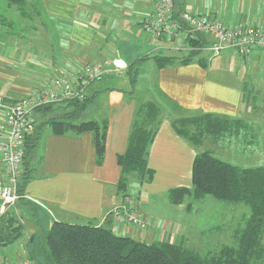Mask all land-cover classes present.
<instances>
[{"label": "crops", "instance_id": "0c3cea01", "mask_svg": "<svg viewBox=\"0 0 264 264\" xmlns=\"http://www.w3.org/2000/svg\"><path fill=\"white\" fill-rule=\"evenodd\" d=\"M8 1L0 0V8L6 7ZM28 3L37 5L41 18L45 17L48 23H41L44 34L39 33L40 37L34 35L36 30L31 27L21 34L14 25L9 29L0 24V121L4 110L48 85L59 73L74 81L84 65L93 66L104 59L121 60L128 65V71L123 75L105 74L88 88V97L93 100L80 122L107 124L102 164L97 163L91 132L57 134L53 127L45 128L29 157L28 169L33 172L23 196L11 207L0 201V219L14 218L23 228L14 244L0 247V264H19L31 257L44 264L43 251L48 247L40 243L55 222L97 224L118 236L149 244L169 242L191 249L197 247L193 242L198 239L197 245L206 246L200 235L207 230L199 225L193 212L197 215L194 207L211 200L189 197L175 204L169 193L193 190L192 167L200 152H208L228 164L230 161L241 169L264 167V58L259 51L253 50L249 56L235 50L209 56L212 54L207 51V56L201 53L193 63L182 64L179 60L190 52L186 41L156 40L142 32L141 24L152 13L154 0ZM174 6L176 19L189 11L208 14L228 28L264 30V0H175ZM14 9L6 10L8 15ZM7 12L0 9L2 14ZM198 38L206 43L205 52L213 40L208 36ZM155 56L176 60L158 68ZM143 62L155 65V90L145 96L140 95L135 70ZM130 64L135 66L130 69ZM134 70L135 76L131 77ZM115 75L130 76V81L114 85L110 79ZM144 103H154L161 111L158 132L147 156L154 176L151 183L140 185L130 179L136 189L127 194L118 184L122 176L118 157L126 153L133 119ZM63 112L57 110L56 114ZM180 112L185 116H180ZM192 115H211L232 122L216 141L219 147L224 144L221 147L225 157L204 149L206 144L196 148L175 131V120ZM1 179L6 183L0 165ZM143 195L167 198L162 203L165 210L153 209V203L141 201ZM125 206L141 211L149 222L146 230L133 227L126 215H115ZM26 222L32 227L28 233Z\"/></svg>", "mask_w": 264, "mask_h": 264}, {"label": "trees", "instance_id": "16d2710c", "mask_svg": "<svg viewBox=\"0 0 264 264\" xmlns=\"http://www.w3.org/2000/svg\"><path fill=\"white\" fill-rule=\"evenodd\" d=\"M37 5H29L28 0H9L2 10L16 8L23 19H40ZM0 24L10 29L14 21L0 13ZM201 37V36H200ZM190 52L179 61L193 63L205 49L206 43L200 38L187 42ZM158 68L173 63L176 58L155 56ZM135 64H130L129 68ZM134 79V78H133ZM93 98L84 102L67 101L42 108L44 121L38 123L33 136L25 143L24 172L19 181L18 195L23 196L26 184L31 180L33 170L28 169L29 157L40 140L46 127H53L58 133L73 132L93 134L96 159L102 164L105 158L107 124L80 122L83 113ZM16 103V102H15ZM64 111L47 118L53 110ZM161 111L154 103H144L138 107L130 132L126 153L118 157L122 171L120 190H126L127 179L136 175L140 183H151L154 173L149 170L148 157L151 144L158 132ZM78 121V122H77ZM77 122V123H76ZM232 122L225 118L201 115L180 118L173 123L175 131L196 148L203 145V136L219 138ZM193 190L171 191L175 204L193 197L196 200L212 198L217 202L234 206L244 205L250 214L246 224L234 237L235 245H221L213 254L202 257L190 248L167 243H147L130 237L113 234L111 230L92 223L69 224L55 222L50 231L43 236L47 249L43 251L44 264H264V167L241 169L228 164L208 152L196 154L193 164ZM14 218L4 216L0 219V247L14 244L22 236V226ZM17 224V225H15ZM32 262H36L31 257Z\"/></svg>", "mask_w": 264, "mask_h": 264}, {"label": "built area", "instance_id": "2783aa9c", "mask_svg": "<svg viewBox=\"0 0 264 264\" xmlns=\"http://www.w3.org/2000/svg\"><path fill=\"white\" fill-rule=\"evenodd\" d=\"M175 0H154L150 16L141 24L142 32L156 40L192 41L200 36L212 38V44L206 49L212 56L235 50L243 56H249L253 50L260 49L264 54V30L243 26L228 28L221 20L208 14L183 12L175 18ZM128 65L121 60H103L96 65H84L72 81L67 75L59 73L48 85L36 89L29 96L20 99L4 110L0 121V165L3 167L6 183L0 180V201L15 204L18 195L19 181L24 172L25 143L36 130L35 111L54 104L67 101L84 102L88 96L89 86L105 74L115 72L123 75ZM115 215H126L128 222L139 230H146L148 220L140 210L123 207ZM19 264H36L25 259Z\"/></svg>", "mask_w": 264, "mask_h": 264}, {"label": "rangeland", "instance_id": "374dc122", "mask_svg": "<svg viewBox=\"0 0 264 264\" xmlns=\"http://www.w3.org/2000/svg\"><path fill=\"white\" fill-rule=\"evenodd\" d=\"M15 9L12 12L13 15L12 14L8 15V12L6 11V9L5 10L1 9V10L3 13L7 12L8 18H10V20L14 21V24H13L14 28L16 29V31H18V33L19 32L21 34L27 33L26 29L31 27L34 29V31L36 30L34 35L36 34L38 37H40L41 35L44 34L43 27H42L41 23H45V24L48 23L47 19L44 16H43L44 18H41V20L36 19V18H34L32 20L23 19L19 15V13L16 12L17 10H15ZM30 32H31V30H29V33ZM39 33L41 34L40 36H39ZM255 50H258L259 52H257V53L264 58V56H263L264 54L262 53V51L260 49H255ZM255 50H254V52H255ZM202 53H204L205 56H207L209 54L207 51H205V52L203 51ZM204 54H202V55H204ZM253 54H256V53H253ZM209 56H212V55H209ZM88 65H90V64H88ZM154 68H155V65L152 62H145V63L143 62L135 69L138 71V75H137L138 82L137 83H138V87L140 89V95L145 96V94H149L150 91L153 92L155 90V83L153 82L154 81V74H155ZM135 70L132 71L131 77L135 76L133 74V73H135ZM110 80L112 81V84L118 85L119 82H127L128 83L130 81V76L119 78L115 75ZM57 110L58 109L55 108V110H53V112H51L47 118L54 117V115H56V113H57ZM180 116H185V114H182L180 112ZM35 117H36L38 123H42L44 121L43 120L44 117L42 116V114L37 113V114H35ZM192 117H194V116L192 115V116H187V117H183V118H192ZM218 139L219 138L214 137V136H203L202 137V141H203L202 146H204L206 144L204 149H211L215 153H218L220 155L222 154V156L225 157V154L223 152V148L221 147L224 144H222L219 147L218 143H216V141ZM232 160H234V158H232ZM228 162L233 164L230 161H228ZM130 179H133L135 182L137 181L138 185L141 184L139 179L136 177V175H130V177H128L127 182H126L127 183L126 190L124 191V193H127V194H131L130 192H134L136 189L134 184L131 183L132 181H130ZM128 188H129V191H128ZM137 190H138V188H137ZM140 200L145 202V203H149V204L153 203L151 206V207H153V209H161V211H164L166 208L165 205L162 204V203H165L167 200V198H165V197H163V198H156V197L151 198V197H148L146 195H143V196H141ZM206 200H211V202L207 203L204 201L203 203H198L197 207L196 208L194 207V210L198 211L197 215H195V213L193 212L194 216H196L195 217L196 220H198L200 222L199 225H201V227H203V228L205 227L206 228L205 230H207L205 233L200 235L201 236L200 241H202L201 243H206V246L197 245L196 244L198 242V239H197L193 242L197 247L191 248L193 251H195L196 253H198L202 257L207 256V254H213V252L219 250L218 248L221 245H231V246L235 245L234 237L236 236V234L239 231L242 230V228H244V226L246 224V218L250 214L248 208H246L244 205L234 206V205L227 204V203L217 202L215 200H214V202H216V203H212L213 199L209 198V197L206 198ZM189 202L186 203V206L190 204ZM141 207H142V204H141L140 208ZM190 216H192V214ZM24 217L26 220L28 219V217H26V213L24 214ZM196 220H195V223H196ZM24 225L26 227L25 230L27 231V233L30 230H32V227L29 225V223L26 222ZM235 232H237V233L235 234ZM262 240H263V246H264V238ZM38 244H39V242H38ZM40 244H42L43 246H47V243H45L44 240H42Z\"/></svg>", "mask_w": 264, "mask_h": 264}, {"label": "water", "instance_id": "95a60500", "mask_svg": "<svg viewBox=\"0 0 264 264\" xmlns=\"http://www.w3.org/2000/svg\"><path fill=\"white\" fill-rule=\"evenodd\" d=\"M47 109H49V107Z\"/></svg>", "mask_w": 264, "mask_h": 264}]
</instances>
